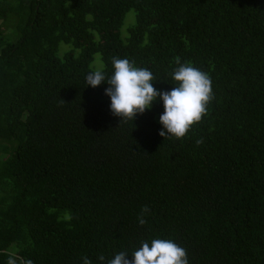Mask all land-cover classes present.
Masks as SVG:
<instances>
[{"label":"trees","instance_id":"1","mask_svg":"<svg viewBox=\"0 0 264 264\" xmlns=\"http://www.w3.org/2000/svg\"><path fill=\"white\" fill-rule=\"evenodd\" d=\"M113 58L160 92L190 62L208 115L183 139L159 135V97L121 121L86 81ZM154 239L189 264H264V0H0V264L132 260Z\"/></svg>","mask_w":264,"mask_h":264},{"label":"clouds","instance_id":"2","mask_svg":"<svg viewBox=\"0 0 264 264\" xmlns=\"http://www.w3.org/2000/svg\"><path fill=\"white\" fill-rule=\"evenodd\" d=\"M112 63L114 73L111 77H106L101 70H95L87 75L86 81L93 88L105 81L110 85L105 94L111 98L112 114L120 117L121 121L135 120L138 114L151 109L159 97L164 106V112L159 118L163 129L159 135L165 139H183L193 126L201 123L208 115V105L214 99L211 78L190 62L181 64L177 58L179 67L172 78L178 82V86L163 92L154 88L156 77L149 69L137 67L128 59L113 58ZM60 103L66 102L61 99ZM196 143L200 145L203 140H197ZM149 211L147 206L142 208L138 217L141 226L147 223L144 215ZM128 256L126 252H120L107 264H189L186 250L172 240L165 239H154L151 246L148 242H142V246L132 253L133 259L129 260ZM99 260L104 261L105 257L101 255ZM8 264H15V260L9 258ZM27 264L32 262L28 261ZM83 264L92 262L83 257Z\"/></svg>","mask_w":264,"mask_h":264},{"label":"rangeland","instance_id":"3","mask_svg":"<svg viewBox=\"0 0 264 264\" xmlns=\"http://www.w3.org/2000/svg\"><path fill=\"white\" fill-rule=\"evenodd\" d=\"M135 23V13L134 11H129L124 19L123 25L120 29V34H121V38L124 40L125 38H127L128 36V29ZM95 59V65H97V67L101 68L102 64L99 61V55H96L94 57ZM4 152L9 153V149L6 147H4Z\"/></svg>","mask_w":264,"mask_h":264}]
</instances>
